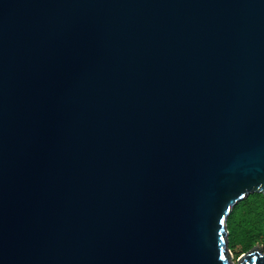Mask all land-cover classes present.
<instances>
[{
	"label": "water",
	"instance_id": "95a60500",
	"mask_svg": "<svg viewBox=\"0 0 264 264\" xmlns=\"http://www.w3.org/2000/svg\"><path fill=\"white\" fill-rule=\"evenodd\" d=\"M254 191L264 0H0V264H264Z\"/></svg>",
	"mask_w": 264,
	"mask_h": 264
},
{
	"label": "trees",
	"instance_id": "16d2710c",
	"mask_svg": "<svg viewBox=\"0 0 264 264\" xmlns=\"http://www.w3.org/2000/svg\"><path fill=\"white\" fill-rule=\"evenodd\" d=\"M228 247L249 250L256 242L264 243V195L251 192L234 204L228 214Z\"/></svg>",
	"mask_w": 264,
	"mask_h": 264
},
{
	"label": "rangeland",
	"instance_id": "374dc122",
	"mask_svg": "<svg viewBox=\"0 0 264 264\" xmlns=\"http://www.w3.org/2000/svg\"><path fill=\"white\" fill-rule=\"evenodd\" d=\"M256 244L262 245V247H264V243L261 241L256 242ZM227 252L229 255V260L232 261V263H236V260L240 257L241 253H243V252H241L239 245H237L233 249L228 248Z\"/></svg>",
	"mask_w": 264,
	"mask_h": 264
}]
</instances>
